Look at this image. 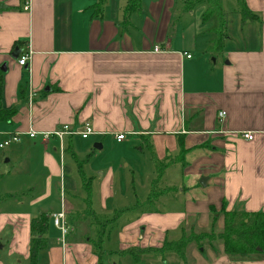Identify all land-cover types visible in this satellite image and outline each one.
Listing matches in <instances>:
<instances>
[{"label": "crops", "instance_id": "0c3cea01", "mask_svg": "<svg viewBox=\"0 0 264 264\" xmlns=\"http://www.w3.org/2000/svg\"><path fill=\"white\" fill-rule=\"evenodd\" d=\"M27 1L29 11L24 10ZM189 1L140 0L137 11L126 13L127 0H106L99 12L96 0H0L8 8L0 12L2 105L17 110L11 125L0 124V144L7 133L21 134L18 143L0 149L5 172L0 171V264H34L30 223L40 216L45 246L35 264H102L92 252L98 223L85 211L111 219L122 209L106 214L113 194L129 192L127 176L119 175L109 160L99 164L98 153L91 150L95 144L101 145L95 151L102 150L109 141H143L159 162L180 166L188 177L180 194L186 186L189 193L177 199L178 212L146 211L132 223L147 225L142 243L150 241L156 225L176 229L198 216L209 225L211 206L217 212L223 205L264 212V0H244L259 21L242 22L240 15L229 17L223 11L227 38L220 52L209 51L217 23L202 20L206 4ZM242 25L248 26L247 36L240 47L233 46ZM18 41L22 53L28 46L31 51L25 67L11 57ZM62 125L74 130L90 126L98 135L65 138L62 156L57 139L25 135L29 128L49 132ZM246 131L253 133L251 141L241 138ZM119 133L125 135L122 142L115 140ZM177 137L187 151L182 164L177 162ZM78 143L91 152L85 170L77 171V183L65 157L70 152L77 163ZM201 177H207L206 185L197 189ZM78 184L85 196L75 195ZM150 193L152 184L147 198ZM60 210L72 229L64 245L52 221ZM221 223L222 230L223 218ZM126 228L119 235L120 255L139 236L136 228ZM205 254L197 264H264V252L231 259L219 245Z\"/></svg>", "mask_w": 264, "mask_h": 264}, {"label": "rangeland", "instance_id": "374dc122", "mask_svg": "<svg viewBox=\"0 0 264 264\" xmlns=\"http://www.w3.org/2000/svg\"><path fill=\"white\" fill-rule=\"evenodd\" d=\"M222 11L229 17L233 14H238V9L236 5V0H222ZM212 20L216 21L214 18ZM250 21H247L249 23ZM244 25V24H243ZM240 26L236 32V37L233 41V46L240 47L243 44L242 37L247 36L248 26L243 27ZM226 30V29H225ZM227 35V34H226ZM229 35V34H228ZM255 43V40L252 41ZM232 43V42H231ZM91 139H89V142ZM75 144V143H74ZM73 144V146H74ZM74 148H77L79 152V160L77 163L72 160V154L68 152L65 159L69 161V168H71L73 174L75 175L76 182L78 178L76 176L77 171L85 170L87 164L85 163V159L90 154L91 150L95 153H98V162L99 164L109 160L112 162V168L116 169L119 175L127 176V185H128V194H113L112 204L109 205L108 211H106L107 215L111 217L113 215L114 210H118L119 208L126 207L134 203L136 198L144 199L147 198V194L150 192V184H152L153 179H155V170L152 161L150 160V148L145 145L143 141L127 138L126 144L116 145L109 141L107 145H105L102 150L95 151L91 146V150L87 151L85 146H81L80 143L76 144ZM71 162V163H70ZM101 162V163H100ZM85 163V164H84ZM125 164L129 166L126 170L118 169V167H123ZM130 167L133 168L134 174L131 173ZM0 171L4 172V166L1 165ZM6 171V170H5ZM167 173L160 179L159 184L156 186L157 189L154 193L160 194L159 197L149 205L145 209H138L136 211L129 212L123 216H121L117 222L111 227L109 232L106 233L104 242L102 244L103 253L101 255V263L102 264H134L132 259L129 256L120 255L119 244H123L119 240V235L125 230L126 227L131 225L132 229L136 228L139 236L133 238V243H127L128 249L132 247H136L138 249H146V248H159L165 241L175 242L181 236V231L185 229V233L191 234L193 236L202 235L201 242H189L184 249V260H180L174 253H165V254H155L144 256L142 261L138 264H197V261L205 260L206 254L209 249L216 250L219 247L218 241L211 242L210 240H205V236L217 235L221 232V216L216 218V224L213 230H211L210 225L206 224L207 221L202 217L198 216L196 218H190L193 221L188 222L183 221L180 226L176 229L162 228L161 225H156V228L152 229V237L150 241H145L142 243L141 237L144 233V228L147 227L145 223H140L138 225L132 224L137 221L138 218L142 215L141 213L147 214V212H151L150 214H161V213H175L178 212V207L180 206L177 203V199L183 197L184 194L189 193V189L186 186L183 193L180 194L181 186H185L187 183V178L183 176L180 166H172L166 170ZM101 172V169L100 171ZM98 172V175H99ZM5 173V172H4ZM78 175V174H77ZM117 176H119L116 173ZM122 178V177H121ZM207 178V177H201ZM196 180V188L201 189V185L199 183L200 179ZM123 179V178H122ZM7 183V182H6ZM78 183V182H77ZM180 183V184H179ZM6 188H10L9 183L5 184ZM119 188V187H117ZM116 188V189H117ZM168 189V190H167ZM170 190V191H169ZM120 191V190H119ZM118 191V192H119ZM168 193V194H167ZM75 195L85 196L84 191L80 188L78 184L77 193ZM96 196V197H95ZM94 205H97V194H93ZM145 210V211H144ZM147 211V212H146ZM90 222H93L90 220ZM89 222V223H90ZM188 223V224H187ZM187 224V225H186ZM204 225H208L207 227H203ZM91 227V226H90ZM93 228V226H92ZM77 229V228H76ZM78 230V229H77ZM155 230V231H154ZM212 231V232H211ZM88 236H92L90 232ZM94 238V237H93ZM142 246V247H141ZM93 253L95 250L93 248ZM96 254V253H95ZM201 257V258H200ZM4 258V257H3ZM8 263L13 262V258L8 259ZM98 264V260L96 262Z\"/></svg>", "mask_w": 264, "mask_h": 264}, {"label": "trees", "instance_id": "16d2710c", "mask_svg": "<svg viewBox=\"0 0 264 264\" xmlns=\"http://www.w3.org/2000/svg\"><path fill=\"white\" fill-rule=\"evenodd\" d=\"M106 0H96L95 9L98 12L102 9L103 4ZM199 1H202L206 4L207 9L203 14V21L207 22L209 19L214 18L216 20L217 26L213 30L214 39L212 40L209 51L210 52H220L223 49L224 41L227 38L225 33V23L226 17L222 11V0H190L189 3L195 4ZM237 9L239 15L241 16L242 22L246 21H259L258 17L248 10L246 7L244 0H236ZM140 0H127V4L125 7L126 13H132L139 9ZM8 10L6 6L0 4V12ZM99 14V13H98ZM21 42L18 41L14 43L12 50L18 49L21 46ZM20 97H22V93L24 92V85H21L19 88ZM2 97H3V73L0 70V124L11 125L12 119L17 113L15 108L5 109L2 105ZM178 140V158L177 162L183 163V156L187 152L182 143L181 137H177ZM150 160L152 161L156 177L152 181V193L148 195L146 201L141 205H135L128 208H122L115 212L114 216L111 219L106 218H96L94 213L87 209L85 211V215L88 217H92L94 221L98 223V233H96V240L93 243V248L95 250L96 255L100 259L103 250L102 243L105 237L106 229L112 225L122 214L127 212H132L141 208V206L149 205L156 198L162 194L154 193L157 189V185L160 182V179L163 176V173L167 167L170 166V163L163 164L159 162L155 156V154L150 151ZM168 190V189H167ZM170 191V190H169ZM168 194V193H167ZM11 197V196H7ZM2 197H0L1 199ZM209 212L212 214L210 228L214 229L216 224L215 215H220L223 218V228L220 233L210 236H205V240L218 241V244L223 247L224 254L231 259H239L240 257H251L257 256L264 252V212H255V213H247L245 211L240 210H227L223 205L220 211H216L213 206L209 207ZM44 217H36L31 220L30 227L32 233V243L30 249V259L35 264L37 252L44 248L45 241L39 237L44 233L45 225H44ZM212 232V231H211ZM202 235L193 236L191 234H186L185 229L181 232V237L175 242L165 241L163 245L159 248H147V249H136L131 248L122 253V255H128L132 258L134 263H139L142 261L144 256L155 254H165V253H174L180 260H184V249L185 246L188 245L189 242L198 243L201 242Z\"/></svg>", "mask_w": 264, "mask_h": 264}, {"label": "built area", "instance_id": "2783aa9c", "mask_svg": "<svg viewBox=\"0 0 264 264\" xmlns=\"http://www.w3.org/2000/svg\"><path fill=\"white\" fill-rule=\"evenodd\" d=\"M30 5L29 2L27 1L24 6V10L29 11ZM160 49L157 47L154 49L155 52H159ZM31 51L29 46L27 47L26 52L20 54L17 57V64L20 67H25L27 66V62L30 59ZM185 55V54H184ZM186 59H190L191 57L189 55H185ZM28 101H31V95L28 97ZM225 116L224 112L219 113V117L223 118ZM241 138L247 141H251L253 139V133L251 132H242ZM26 136L30 139H35L36 137L40 136L43 140H48L50 138H55L59 142V152L60 156H62L63 151H64V139L67 137H80L81 139L85 140L90 136H95L98 135V133L94 132L90 126H85L81 130H74L71 129L68 125H62L59 128L49 131V132H37L33 130L32 128H29L28 131L25 133ZM20 136L21 134L19 133H7L5 134V139L4 141L0 144V149H5L9 147L12 144H16L20 141ZM125 139V135L122 133L116 134L115 135V140L117 142H122ZM65 213L63 210H60V212L53 214L52 215V221L54 227L59 231L60 233V241L61 244L64 245L65 243V238L66 235L72 230L70 226L66 222V217Z\"/></svg>", "mask_w": 264, "mask_h": 264}, {"label": "water", "instance_id": "95a60500", "mask_svg": "<svg viewBox=\"0 0 264 264\" xmlns=\"http://www.w3.org/2000/svg\"><path fill=\"white\" fill-rule=\"evenodd\" d=\"M20 52H21L20 49H15V50L13 51V53L11 54V57H12L13 59H17V57H18V55L20 54ZM94 148H95V149H101V145H100V144H95V145H94ZM199 183H200V185H201L202 187H205V185H206V178H201L200 181H199Z\"/></svg>", "mask_w": 264, "mask_h": 264}]
</instances>
